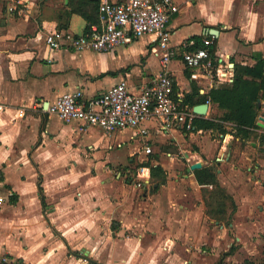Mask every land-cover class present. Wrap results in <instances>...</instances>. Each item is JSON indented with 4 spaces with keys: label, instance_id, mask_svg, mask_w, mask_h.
I'll list each match as a JSON object with an SVG mask.
<instances>
[{
    "label": "crops",
    "instance_id": "crops-1",
    "mask_svg": "<svg viewBox=\"0 0 264 264\" xmlns=\"http://www.w3.org/2000/svg\"><path fill=\"white\" fill-rule=\"evenodd\" d=\"M172 1L177 12L166 29L176 54L168 71L180 101L193 87L195 103L229 85L234 66L264 60V0ZM67 3L0 0V258L19 264H253L257 254L248 244L264 243V165L257 160L253 169L243 167L264 148L258 138L264 129L240 141L226 125L218 140L213 132L164 130L149 121L145 137L134 129L108 135L48 113L64 94L81 92L88 101L122 80L136 93L161 71L162 51L152 36L105 53L75 50L72 41L88 27ZM48 36L58 50L47 46ZM204 40L214 47L211 74L182 60L183 44L193 41L188 49L194 50ZM206 104V114L197 117L221 116ZM196 105L186 106L193 111ZM263 112L261 103L258 117ZM134 159L140 163L130 175ZM197 162L214 170L223 202L212 197V186L198 185L194 171L187 173ZM150 167L161 172L152 175ZM221 205L223 213H214ZM252 235L260 238L251 241Z\"/></svg>",
    "mask_w": 264,
    "mask_h": 264
},
{
    "label": "built area",
    "instance_id": "built-area-1",
    "mask_svg": "<svg viewBox=\"0 0 264 264\" xmlns=\"http://www.w3.org/2000/svg\"><path fill=\"white\" fill-rule=\"evenodd\" d=\"M176 12L177 7L172 0H98V21L72 41L75 50L105 53L142 36H152L162 51L161 71L136 93L130 92L122 80L88 101H84L81 92L64 94L46 111L56 114L64 122L78 121L82 128H98L108 135L134 129L138 136L145 137L148 131L144 124L149 121L156 122L164 130L193 132V122L198 117L176 97L168 71V64L176 52L168 47L166 24L170 15ZM45 41L51 50L60 47L52 36L46 37ZM211 44L210 40H204L202 46L194 50L188 49L194 45L193 41L183 44L182 60L186 68L211 74L216 63L209 51ZM3 110L4 106L0 104V112ZM218 137L224 138L221 134ZM144 152L150 154V148L146 146ZM0 264L19 263L2 257Z\"/></svg>",
    "mask_w": 264,
    "mask_h": 264
},
{
    "label": "trees",
    "instance_id": "trees-1",
    "mask_svg": "<svg viewBox=\"0 0 264 264\" xmlns=\"http://www.w3.org/2000/svg\"><path fill=\"white\" fill-rule=\"evenodd\" d=\"M69 13L79 15L87 24L97 22L98 1L68 0ZM197 42L196 49L199 48ZM213 56L214 47H210ZM198 95L192 87V91L184 96L183 103L191 107L193 104H205L210 102L221 111V116L215 120L198 117L194 120V131L213 132L221 135L227 133L226 125L231 126L234 138L247 141L254 135L253 130L258 129L256 122L261 103H264V60L258 59L252 67L234 66L232 82L212 88L205 96H198L194 103L193 97ZM259 102V103H258ZM260 145L264 146V134L258 136ZM161 172L159 167H150V173ZM196 182L201 187L212 186L215 190L212 197L222 202L227 198L220 190L216 174L212 168H201L194 171ZM163 184V181L160 182ZM152 192L155 189H151ZM220 205V204H219ZM222 205L214 213H223ZM212 213V212H211ZM259 264H264L262 261Z\"/></svg>",
    "mask_w": 264,
    "mask_h": 264
},
{
    "label": "rangeland",
    "instance_id": "rangeland-1",
    "mask_svg": "<svg viewBox=\"0 0 264 264\" xmlns=\"http://www.w3.org/2000/svg\"><path fill=\"white\" fill-rule=\"evenodd\" d=\"M213 133L215 134V138H217L218 140H221V139L218 137V135H219L218 132L213 131ZM261 148H262V149H261ZM257 160L259 161V163H260L261 165H264V148H263V147H260V149L258 150L257 158H256V159L253 160V158L251 157L250 160H248L247 163H245V165H244V167H243L244 172H245V170H246L247 167H249L250 169H253V168H254V164H255V162H256ZM139 163H140V162H137V161H135V159H134V162L131 164V172H130V175L135 174V171H136V169H137V168H136V167H137L136 165L139 164ZM241 164H242V163H241ZM262 182H264V179H263V180H260V185H263V187H264V184H263ZM229 213H230V212H229ZM225 218H226V216H225ZM225 220H226V219H224V221H225ZM225 225H226V224H225ZM256 237L260 238V236L252 235V236H249V239H250L251 241H254V242H255ZM263 239H264V238H263ZM253 245H254V246L251 247V245L248 244V248H247V250H248V252H249L250 254H257L256 257H255V259H254V261H252V262H253V264H258V263L264 261V243H262V241H260L259 243H254ZM251 250H252V251H251ZM242 254H246V253L244 252V253H242Z\"/></svg>",
    "mask_w": 264,
    "mask_h": 264
},
{
    "label": "water",
    "instance_id": "water-1",
    "mask_svg": "<svg viewBox=\"0 0 264 264\" xmlns=\"http://www.w3.org/2000/svg\"><path fill=\"white\" fill-rule=\"evenodd\" d=\"M91 1H97V0H91ZM65 3H67V0H65ZM207 108H208V105L206 103L205 104L196 105L193 108V112L197 116H204L206 114ZM256 125H257V127H260V128H263L264 129V112H263V114L261 116H259L257 118ZM200 168H201V163L197 162V163H194V164L190 165L187 168L186 171H187V173H189L191 171H195V170H198Z\"/></svg>",
    "mask_w": 264,
    "mask_h": 264
}]
</instances>
